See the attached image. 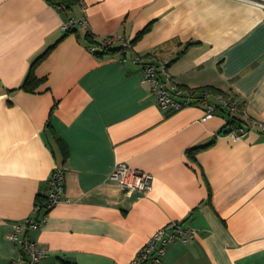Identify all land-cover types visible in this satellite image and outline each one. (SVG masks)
I'll return each instance as SVG.
<instances>
[{"label":"crops","instance_id":"0c3cea01","mask_svg":"<svg viewBox=\"0 0 264 264\" xmlns=\"http://www.w3.org/2000/svg\"><path fill=\"white\" fill-rule=\"evenodd\" d=\"M260 1L81 0L62 10L0 0V264L24 263L7 234L45 214L38 199L55 167L64 199L28 232L38 264H129L172 221L195 236L169 244L160 264H264V131L232 137L239 125L215 97L208 119L201 105L161 109L142 80L145 60H132H166L177 85L236 102L240 126L264 122ZM124 39L133 40L126 55ZM51 46L33 69L41 82L26 91L33 61ZM119 162L152 174L147 195L110 180Z\"/></svg>","mask_w":264,"mask_h":264},{"label":"built area","instance_id":"2783aa9c","mask_svg":"<svg viewBox=\"0 0 264 264\" xmlns=\"http://www.w3.org/2000/svg\"><path fill=\"white\" fill-rule=\"evenodd\" d=\"M264 8V2H256ZM84 18H70L62 29L67 31L76 25H84ZM113 39L109 38L106 43H113ZM132 41L124 39L120 48V53L126 55L131 49ZM95 51L94 48H91ZM134 63L145 60L143 66L144 82H147L155 97L157 105L168 112L178 111L186 106L201 105L204 108V119L212 117L218 106L211 102L210 98L215 97L219 106L223 107L227 113L236 114L240 111L238 104L221 92H215L209 88H200L201 91L184 88L173 81L169 71L168 62L166 60L157 59L154 56H140L134 54ZM258 127L264 131V122L253 121L249 127L238 126L232 128L229 134L232 137H239L247 132L248 129ZM127 196H145L147 195L153 183L152 174L130 167L123 162L117 163L109 176ZM49 190L47 192L45 203L40 208L46 212L41 219L27 218L23 222H14L12 230L7 234L9 240L14 243L21 244V259L23 264H38L43 252L38 247L36 241L28 236L31 230H37L40 223L45 221L49 211L60 201L64 199L65 173L60 167H55L48 180ZM195 230L193 228L183 227L181 224L172 221L167 225L156 230L139 249L137 255L129 264H160L166 247L177 241L186 243L194 238Z\"/></svg>","mask_w":264,"mask_h":264},{"label":"trees","instance_id":"16d2710c","mask_svg":"<svg viewBox=\"0 0 264 264\" xmlns=\"http://www.w3.org/2000/svg\"><path fill=\"white\" fill-rule=\"evenodd\" d=\"M51 3H54V4H57L61 7L62 10H65V9H68L70 7H72L73 5H75L76 3H78L79 1L81 0H49ZM69 31V30H67ZM86 39L88 40V43L90 45H94L95 43L92 41L91 39V36L90 35H87L86 36ZM133 41V40H132ZM94 43V44H93ZM109 46L108 43H106L105 45H103L102 47L103 48H107ZM52 48L49 47L44 53H42L40 56H38L32 63L31 65V69H30V72L28 74V76L26 77V79L24 80L23 84H22V88L25 89L26 91H34L36 89V87L38 86V84L41 82V79L37 78L33 72V69L35 67V65L42 59L46 56V54L49 52V50ZM115 50V49H114ZM110 50L109 49H105L103 52H109ZM103 52H100V51H96V54L97 55H101V54H104ZM197 91H201V89H198ZM221 107V106H220ZM222 110L225 111V109L223 107H221ZM226 112V111H225ZM227 116H228V125L230 127H233L234 124L238 123V125L240 126L239 124V119H237L235 117L234 114H230V113H227ZM38 203H41V204H44L45 201L43 202L41 200V198L38 199Z\"/></svg>","mask_w":264,"mask_h":264}]
</instances>
